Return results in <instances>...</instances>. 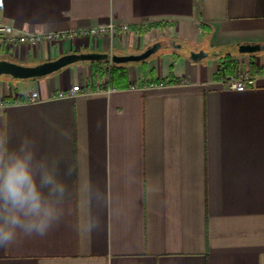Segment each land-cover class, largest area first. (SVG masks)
Returning a JSON list of instances; mask_svg holds the SVG:
<instances>
[{
	"label": "crops",
	"instance_id": "0c3cea01",
	"mask_svg": "<svg viewBox=\"0 0 264 264\" xmlns=\"http://www.w3.org/2000/svg\"><path fill=\"white\" fill-rule=\"evenodd\" d=\"M0 21L24 32L131 25L0 48V58L30 65L68 52L139 53L163 37L207 40L215 51L159 71L125 65L115 84L109 73L94 79L92 61L0 76V139L14 147L27 136L75 168L62 222L0 247V264H264V50L239 51L264 44V0H4ZM239 71L253 77L246 90L221 82ZM77 85L91 92L57 95Z\"/></svg>",
	"mask_w": 264,
	"mask_h": 264
},
{
	"label": "clouds",
	"instance_id": "9594fccd",
	"mask_svg": "<svg viewBox=\"0 0 264 264\" xmlns=\"http://www.w3.org/2000/svg\"><path fill=\"white\" fill-rule=\"evenodd\" d=\"M74 172L71 164L41 153L27 136L14 147L0 139V247L14 244L19 236L43 237L62 222L65 181Z\"/></svg>",
	"mask_w": 264,
	"mask_h": 264
},
{
	"label": "built area",
	"instance_id": "2783aa9c",
	"mask_svg": "<svg viewBox=\"0 0 264 264\" xmlns=\"http://www.w3.org/2000/svg\"><path fill=\"white\" fill-rule=\"evenodd\" d=\"M4 7H0V11ZM143 27H148V23L142 24ZM131 29V25L127 22H109L105 24H99L89 27H80L68 30H55L46 32H24L16 30L12 25L0 21V48L6 49L13 45H40L43 43L62 42L65 40H72L78 37H97L102 34L115 35L117 33L128 32ZM112 65L113 62L109 61ZM110 71V70H109ZM110 77V72H108ZM108 77V78H109ZM109 80V79H108ZM221 82L225 83L229 89L242 91L246 90L254 84L252 75L248 71H239L229 77L222 76ZM163 82H152L150 85H162ZM109 89V81L107 83ZM103 86H97V90L102 89ZM91 89L88 85L72 86L68 91H59L58 96H64L75 93H88ZM39 99V93L37 90L30 92V100L36 101ZM5 101L0 98V105H3Z\"/></svg>",
	"mask_w": 264,
	"mask_h": 264
},
{
	"label": "water",
	"instance_id": "95a60500",
	"mask_svg": "<svg viewBox=\"0 0 264 264\" xmlns=\"http://www.w3.org/2000/svg\"><path fill=\"white\" fill-rule=\"evenodd\" d=\"M161 47L160 42H155L144 51L129 54H109L103 52H68L57 58L39 62L36 64H23L13 60L0 58V76H10L14 79H32L49 75L68 65L81 61L107 60L115 64H126L145 60ZM264 50V44H241L239 51L242 53H254ZM207 55L203 50L193 51L191 59L200 60Z\"/></svg>",
	"mask_w": 264,
	"mask_h": 264
},
{
	"label": "rangeland",
	"instance_id": "374dc122",
	"mask_svg": "<svg viewBox=\"0 0 264 264\" xmlns=\"http://www.w3.org/2000/svg\"><path fill=\"white\" fill-rule=\"evenodd\" d=\"M162 46L153 54H151L149 57H147L145 60L138 61V62H128L124 65H130V66H136L137 68H141L142 66L147 65H155L156 70L159 71V68L162 66H166L168 64H174L176 61L179 62L180 59H183L184 57H190L191 53L193 51H197L196 49L204 48L203 51L208 53L209 58L215 57V51L212 49L208 43L207 40H205L203 43H195L194 40H177L176 43L173 42H167L166 38H162ZM159 42V41H157ZM201 50V49H200ZM198 50V51H200ZM217 50H223L217 49ZM144 51V50H143ZM228 51V50H227ZM111 64H107V71L103 75V77L107 78V74L109 70L111 69ZM159 67V68H158ZM11 80H17L12 77H8Z\"/></svg>",
	"mask_w": 264,
	"mask_h": 264
},
{
	"label": "trees",
	"instance_id": "16d2710c",
	"mask_svg": "<svg viewBox=\"0 0 264 264\" xmlns=\"http://www.w3.org/2000/svg\"><path fill=\"white\" fill-rule=\"evenodd\" d=\"M96 66L93 71L94 79L102 78L105 72L107 71L104 65L107 63L106 60L92 61ZM236 67V59L231 54H226L222 62V71L225 73H231ZM110 79L113 84L115 81L121 78H125L127 75V70L124 64H115L113 63L110 69Z\"/></svg>",
	"mask_w": 264,
	"mask_h": 264
}]
</instances>
